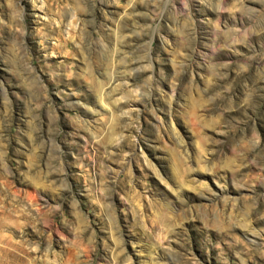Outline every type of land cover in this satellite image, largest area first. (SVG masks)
<instances>
[{
	"label": "rangeland",
	"instance_id": "rangeland-1",
	"mask_svg": "<svg viewBox=\"0 0 264 264\" xmlns=\"http://www.w3.org/2000/svg\"><path fill=\"white\" fill-rule=\"evenodd\" d=\"M0 264H264V0H0Z\"/></svg>",
	"mask_w": 264,
	"mask_h": 264
}]
</instances>
